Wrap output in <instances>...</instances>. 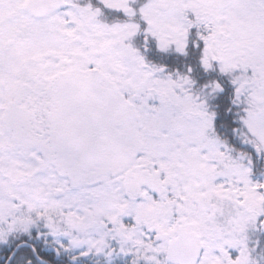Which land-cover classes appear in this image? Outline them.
I'll return each mask as SVG.
<instances>
[{"label":"snow or ice","instance_id":"1","mask_svg":"<svg viewBox=\"0 0 264 264\" xmlns=\"http://www.w3.org/2000/svg\"><path fill=\"white\" fill-rule=\"evenodd\" d=\"M0 264H264V0H0Z\"/></svg>","mask_w":264,"mask_h":264}]
</instances>
